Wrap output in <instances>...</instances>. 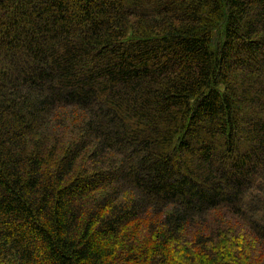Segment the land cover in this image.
<instances>
[{"label": "trees", "instance_id": "16d2710c", "mask_svg": "<svg viewBox=\"0 0 264 264\" xmlns=\"http://www.w3.org/2000/svg\"><path fill=\"white\" fill-rule=\"evenodd\" d=\"M257 190L264 0H0V264H264Z\"/></svg>", "mask_w": 264, "mask_h": 264}, {"label": "rangeland", "instance_id": "374dc122", "mask_svg": "<svg viewBox=\"0 0 264 264\" xmlns=\"http://www.w3.org/2000/svg\"><path fill=\"white\" fill-rule=\"evenodd\" d=\"M258 195L256 197H252ZM252 196L248 197L247 201L249 207L251 205H253L256 202V199L259 198L261 204H259L257 207L262 210L261 212H259V214H257V216L259 217V219L263 220L264 223V192L260 193L258 190L255 191L254 194H252ZM214 216L218 217L220 220L223 219V221H227L225 227H230L233 228V234L234 236H237V238H241L242 240H244L245 237V231L243 226H240L239 224L236 225V223H232V221L230 220V218L232 217L231 214L227 211V210H220L217 211ZM161 219V218H160ZM233 219V218H231ZM158 221V217L153 213L150 212L149 215L147 217H145L144 219L138 221L137 223L133 224L131 227H129L126 232H125V236L124 239L127 242H131L134 243L135 237H140L139 241L143 238L147 236V231L149 230L150 226L152 225V223H155ZM198 234L197 229H190L187 233H186V238L187 240L190 241H194L196 235ZM124 247V245L122 246ZM191 252V251H189ZM186 252L182 251L181 255L185 256ZM189 255V253H188ZM264 255V254H263Z\"/></svg>", "mask_w": 264, "mask_h": 264}]
</instances>
